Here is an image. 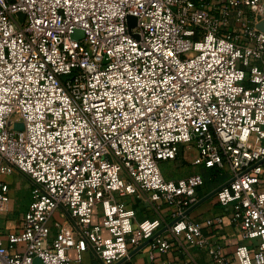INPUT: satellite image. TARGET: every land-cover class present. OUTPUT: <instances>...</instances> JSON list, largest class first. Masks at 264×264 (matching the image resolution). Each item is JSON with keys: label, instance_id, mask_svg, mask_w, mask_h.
I'll return each mask as SVG.
<instances>
[{"label": "built area", "instance_id": "obj_1", "mask_svg": "<svg viewBox=\"0 0 264 264\" xmlns=\"http://www.w3.org/2000/svg\"><path fill=\"white\" fill-rule=\"evenodd\" d=\"M263 19L264 0H0V203L4 175L31 182L0 264H72L69 249L89 248L115 264L165 226L148 264H172L158 254L174 242L231 264L204 231L223 217L185 215L204 175L160 169L180 144L227 169L215 195L239 227L233 258L264 264Z\"/></svg>", "mask_w": 264, "mask_h": 264}, {"label": "crops", "instance_id": "obj_2", "mask_svg": "<svg viewBox=\"0 0 264 264\" xmlns=\"http://www.w3.org/2000/svg\"><path fill=\"white\" fill-rule=\"evenodd\" d=\"M15 172L20 173L19 175L27 180V185L30 188L31 198V182L29 178L24 174L22 175V173L19 171ZM196 172L202 173L206 178V184L201 189V198L207 196L220 184L225 182L229 176L228 172L222 173V170L217 168L210 169L203 166L196 170ZM3 178L8 182L11 188L12 199L9 202L0 203V235L10 230H15L19 227L23 212L26 210L30 201L29 200L26 204H20L16 201V190L20 187V184L13 182V173L4 175ZM22 207H24L23 210H21ZM146 215L147 214H145L143 211H139L137 213L134 226L137 227L138 222ZM216 216H222L223 222L217 224L215 227L205 228L204 231L207 234H219V237L222 239L224 251L228 256H230L231 264H239V262L233 258L235 247L241 241L238 235L239 227L231 218L232 210L230 207H223L217 200L216 195H213L203 200L188 214V218L197 222H202L208 218H214ZM54 217L57 220H63L68 216L62 212V210H57ZM52 232H54V228L52 229ZM252 241L254 240H245V242L248 243ZM139 245H136V243L130 240V251ZM150 246L151 241L143 246L140 250L136 251L133 255L126 258L120 264H148V250ZM68 254L72 259V264H104L103 261L90 248L82 253L81 258H78V252L75 249H69ZM158 258L169 259L172 264H177L183 259H192L194 264H213L211 255L207 250L197 246L186 247L178 242H174L171 248L165 253L158 254Z\"/></svg>", "mask_w": 264, "mask_h": 264}, {"label": "rangeland", "instance_id": "obj_3", "mask_svg": "<svg viewBox=\"0 0 264 264\" xmlns=\"http://www.w3.org/2000/svg\"><path fill=\"white\" fill-rule=\"evenodd\" d=\"M179 147L180 150L175 159L164 160L160 163V169L167 179L185 177L196 172V170L202 167L194 164V161L198 156V150L193 144H180ZM223 172L227 173V169L222 170V173ZM19 174L20 173L18 172L13 173V182L20 184V187L16 190L15 198L18 203L26 204L29 200H31L30 188L27 185V180L22 178ZM23 208L24 207H22L21 210H23Z\"/></svg>", "mask_w": 264, "mask_h": 264}, {"label": "water", "instance_id": "obj_4", "mask_svg": "<svg viewBox=\"0 0 264 264\" xmlns=\"http://www.w3.org/2000/svg\"><path fill=\"white\" fill-rule=\"evenodd\" d=\"M129 20V25L132 26L135 23V17L133 16H129L128 17ZM257 27L264 30V19L261 20L258 24ZM73 37L75 38H80L83 36L82 31L77 30L72 34ZM21 125H17V127H20ZM220 187V186H219ZM219 187L215 188L212 192H210L207 196L201 198L197 203H195L194 205H192L189 209H187V211L185 212V215H188L196 206H198L203 200H205L206 198L215 195V193L217 192V190L219 189ZM165 229H167V226H165L164 228H162L159 232H157L154 236H152L151 238L145 240L144 242H142V244H140L139 246H137L135 249L131 250L128 254V256L122 258L121 260H119L118 262H116L115 264H120L122 263L126 258H128L129 256L133 255L136 251L140 250L143 246H145L146 244H148L155 236H157L158 234L162 233ZM33 264H42V260L39 257H35L34 258V263Z\"/></svg>", "mask_w": 264, "mask_h": 264}, {"label": "trees", "instance_id": "obj_5", "mask_svg": "<svg viewBox=\"0 0 264 264\" xmlns=\"http://www.w3.org/2000/svg\"><path fill=\"white\" fill-rule=\"evenodd\" d=\"M210 169H212V168H210ZM221 179V178H220ZM211 181H213V180H211ZM214 182L216 183V181L214 180ZM141 211V210H140Z\"/></svg>", "mask_w": 264, "mask_h": 264}]
</instances>
